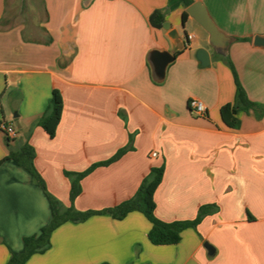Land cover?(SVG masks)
<instances>
[{"label":"crops","instance_id":"crops-1","mask_svg":"<svg viewBox=\"0 0 264 264\" xmlns=\"http://www.w3.org/2000/svg\"><path fill=\"white\" fill-rule=\"evenodd\" d=\"M27 1L23 14L22 0L17 6L0 0V122L17 132L10 139L0 131V161L27 142L47 191L66 208L64 171L108 159L131 134L132 150L81 180L75 210L104 211L130 199L162 164L154 192L158 219L192 220L202 205L217 210L182 230L172 245L149 241L151 224L139 211L120 220L108 212L71 219L25 264H264V114L239 112L236 129L220 116L235 93L226 58L247 97L264 106V48L252 44L264 36V0H192L229 38L223 53L191 17L182 20L181 0ZM154 11L168 30L151 26ZM199 49L208 53L206 66L196 58ZM153 50L178 53L160 82L151 75ZM53 89L63 107L50 138L38 120ZM191 98L206 106L204 116L189 109ZM50 220L48 199L32 175L3 160L0 264L21 253L22 238L39 235Z\"/></svg>","mask_w":264,"mask_h":264},{"label":"trees","instance_id":"trees-1","mask_svg":"<svg viewBox=\"0 0 264 264\" xmlns=\"http://www.w3.org/2000/svg\"><path fill=\"white\" fill-rule=\"evenodd\" d=\"M183 6L186 8L193 1L181 0ZM187 13H182V20L185 21ZM149 22L153 28H161L164 19L159 11H154L149 16ZM249 41V39H242ZM177 52L174 56H177ZM229 65L235 84L234 99L231 103H227L220 107V116L223 123L232 129H236L240 125V120L237 117L239 112L252 110L256 118L262 117L264 114V106L251 101L240 84L237 74L229 61L225 59ZM62 96L58 90L53 89L49 104L38 120V126L50 137L53 138L56 128L60 122L62 114ZM133 136L129 135L128 144L119 148L108 159L92 163L85 170L80 172L64 171V175L69 179V202L70 205L62 208L61 203L52 196L46 189L45 182L40 176L34 165L35 152L31 145L27 142L23 143L17 150L9 151L8 155L0 161L10 159L17 165L25 168L34 178L35 182L46 195L51 208V220L49 224L40 229L39 235L25 236L22 238L23 250L17 255H11L6 264H25L30 256L33 254L44 253L50 247L51 233L64 222L71 219H78L80 221L86 220L88 217L101 212H108L114 219L120 220L124 218L129 212L139 211L150 222L151 227L148 232V239L153 245H172L180 241V233L182 230L193 227L195 228L201 219L217 210L215 205H202L198 208L196 217L192 220H176L172 222H165L155 216V202L154 192L160 184L164 172L163 164L159 167H152L146 177L141 181L135 194L128 200L120 204L108 208L104 211H77L73 207L75 198L81 193V180L98 167L108 166L117 159H119L125 152L132 150ZM8 141V140H7ZM106 264V263H103Z\"/></svg>","mask_w":264,"mask_h":264},{"label":"water","instance_id":"water-1","mask_svg":"<svg viewBox=\"0 0 264 264\" xmlns=\"http://www.w3.org/2000/svg\"><path fill=\"white\" fill-rule=\"evenodd\" d=\"M185 12L207 33L211 47L217 50V52L223 53L227 48L229 38L216 27L205 6L200 1H194L185 8ZM162 28L168 30L169 24L164 22ZM177 34L176 30L169 31V36L171 38H176ZM252 44L256 47L264 48V36H254ZM196 58L200 61L202 66L208 65V53L205 50L199 49ZM174 59L175 56L168 51H151L149 55V65L152 78L157 82L162 81L167 65L173 62ZM204 246L209 252H212V247H210V245L205 243Z\"/></svg>","mask_w":264,"mask_h":264},{"label":"built area","instance_id":"built-area-1","mask_svg":"<svg viewBox=\"0 0 264 264\" xmlns=\"http://www.w3.org/2000/svg\"><path fill=\"white\" fill-rule=\"evenodd\" d=\"M186 38L190 40L192 36L186 35ZM188 107L194 114L198 116H204L207 111V108L203 104V102L195 98H191L188 101ZM0 131H2L6 135V137L10 139H14L17 135L16 129L14 128V126L9 125L4 121L0 122ZM152 156L155 157L156 153H152Z\"/></svg>","mask_w":264,"mask_h":264},{"label":"rangeland","instance_id":"rangeland-1","mask_svg":"<svg viewBox=\"0 0 264 264\" xmlns=\"http://www.w3.org/2000/svg\"><path fill=\"white\" fill-rule=\"evenodd\" d=\"M20 1L21 0H15L16 6L19 5ZM22 3H23L22 6L24 7L23 8V14H25L26 13L25 7L26 6L28 7V1L27 0H22ZM27 16L29 17V14Z\"/></svg>","mask_w":264,"mask_h":264}]
</instances>
